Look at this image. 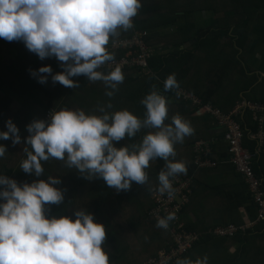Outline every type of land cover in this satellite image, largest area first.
Wrapping results in <instances>:
<instances>
[{
  "label": "clouds",
  "instance_id": "clouds-1",
  "mask_svg": "<svg viewBox=\"0 0 264 264\" xmlns=\"http://www.w3.org/2000/svg\"><path fill=\"white\" fill-rule=\"evenodd\" d=\"M140 8L141 0H0V39L22 42L41 60L54 56L61 62L63 71L54 74L48 65L30 70L38 83H45L50 74L53 83L76 88L72 77L82 75L89 82H102L109 98L94 113L61 108L51 111L47 121L27 124L25 158L19 163L24 173L41 177L42 161L55 159L86 179L102 178L119 192L133 182L145 185L150 161L160 158L164 167L157 174L155 191L173 194V179L187 171L184 161L175 160V145L193 132L179 114L169 115L164 93L174 91L179 97L175 75L164 79L162 92L152 86L143 96L142 117L127 109L113 110L110 99L124 74L107 45L133 27ZM5 127L0 140L20 144L11 119ZM141 130L146 131L138 142L114 146L124 138L133 140ZM5 153L0 144V158ZM58 184L60 180L49 175L18 185L0 174V264H110L103 248L105 227L94 222L91 213L81 208L74 218L46 215L47 205H59L64 198L54 187ZM174 218L173 212L158 217L156 227L167 229ZM174 264H207V257L178 258Z\"/></svg>",
  "mask_w": 264,
  "mask_h": 264
},
{
  "label": "trees",
  "instance_id": "trees-1",
  "mask_svg": "<svg viewBox=\"0 0 264 264\" xmlns=\"http://www.w3.org/2000/svg\"><path fill=\"white\" fill-rule=\"evenodd\" d=\"M175 1L176 0H169L170 7L164 0H151V3L141 5L133 22V29L147 31V45H150L151 42V33L148 30L155 28L162 19L153 18V20L156 19V21L152 22V25L147 24V17L145 15L148 14L149 8H153V10H157V8L169 9L174 14L172 8H176ZM199 4L204 10L211 12L215 17L214 22H216V25L222 30L226 29L229 25L237 28L258 11H264V0H200ZM188 9L192 11L194 7L189 6ZM190 11L185 12V15ZM190 14L192 13L190 12ZM172 18H169V21ZM224 21H226V23ZM170 23L174 24L175 18H173ZM188 23V21H185L183 27H179L174 34L168 36V38H174L173 46H175L177 35L181 43L187 40L189 41L192 38L191 36H181L183 32L190 30V27H187ZM131 34L132 30L129 29L122 32L117 39L127 38ZM197 34L198 31L195 33L196 37ZM110 43L111 40L107 47ZM112 53L115 59L122 55V52ZM60 63L61 62L54 56L43 60L39 59L34 53L29 52L20 41L8 42L0 39V131H6L5 121L11 119L18 128V135L24 140L25 137L29 135L26 130V125L33 120H44L45 114L49 110L52 111L56 108V111L64 108L73 110L81 109L86 113H94L96 111L97 106L91 101V96L97 92V84L100 83V81L89 82L82 75L75 76L72 77V79L77 81L78 86L76 88H68L62 86L58 82L53 83L50 74L48 80L43 84L38 83L36 78L30 75V70L35 71L39 67L45 65L51 67L53 74L61 72L63 69L59 66ZM167 63L168 61L166 59L154 53L148 61L150 74L142 76L135 69H123V82L126 84V87H124V90H121V87L118 86V90L113 97L110 98L111 102L119 100V103H121V100L124 99V101L126 100L127 102L130 100L133 103H138L143 96L151 90L152 86H155L158 91L162 92L163 84L157 83L154 77L164 81L165 77L163 73L167 67ZM101 70L105 69L102 68ZM134 72L140 75H133L136 74ZM177 81L179 88H181L182 84L180 80ZM101 85L103 87L102 90L105 92V87L102 82ZM136 91H138L137 96L135 95ZM164 95L168 98V103L169 101L175 103L178 101L177 104H187L191 106L189 102L179 101L174 91L164 93ZM12 96H14V98ZM104 100L106 99L104 98ZM200 100L205 103V100ZM193 108L194 110H198L196 107ZM203 115L214 122L209 115ZM244 123L246 125V133H254L256 131V126L251 124L247 114L244 115L243 125ZM143 132L144 130H141L131 141L127 138L123 140L131 143L136 142L138 138L144 134ZM192 142L193 140L190 141L191 144ZM0 144H3L6 148L5 155L0 158V174H3L6 178L14 179L18 185L22 183H31L37 179L46 180L49 175L51 176L52 171L50 168H53L54 165L58 167V164H56L58 161L53 162V159H49L48 161H42L44 174L41 177H35L30 173H24L19 169V163L25 158V153L22 152L23 157L17 160V158H15L16 152L14 151L15 145L11 143L10 138L8 140H0ZM245 147L252 151L253 143L250 142L249 139H246ZM221 155V158H227L225 152ZM211 158L215 160L212 155ZM191 161L192 157L190 161H185L187 171L185 174L179 175V177L192 178L191 190L193 191L192 176L194 173L197 171L208 172L217 167L198 170L193 166ZM152 163H154V176L157 177L158 172L164 167V161L160 158H156ZM49 165H53V167H48ZM226 167L230 172L236 174L230 165L227 164ZM253 171L254 173L256 172L254 165ZM59 173L63 176L57 177L60 180V184L54 185V187L62 191L64 198L59 205H47L46 215H64L74 218V211L81 208L91 213L94 222L101 223L105 227L106 236L103 248L105 251H111L109 255L110 264H142L144 260L154 256L159 249L167 248L171 243L168 234L156 227V222L148 218L151 201L149 200V187L147 184L137 185L133 182L128 190H120L118 192L114 188L108 187L102 178L93 177L91 179H86L74 168L68 169L63 165ZM255 175L259 177L256 173ZM214 192L220 195L223 201L226 202L225 209L227 208L228 212L230 211L231 214L237 212L242 205L246 204L245 206H247L246 209L248 214L253 218L256 216V208L240 176L236 177V180L231 183V189L229 187H222L214 190ZM193 193L194 192H192L189 198L188 204L185 205L180 213V220L183 223L184 229L187 231L201 232L204 230L203 232H205L207 231V227L200 229L196 224L184 221V214L189 207ZM124 209H126L128 214L126 227L124 226L125 220L122 214ZM259 223V226H264V220ZM232 224L239 225L240 223L233 221ZM247 232L248 230L245 233L237 234L233 238L228 239L204 235L182 258H193V251L196 250L200 244L204 245L206 248L210 242L218 241L224 243L225 240L230 241L235 239H237L239 243H242L243 237L241 235L245 234L244 236L247 237L249 236ZM238 251L239 253L233 258L231 264H241L242 258L246 256L247 251H244V248L239 247Z\"/></svg>",
  "mask_w": 264,
  "mask_h": 264
},
{
  "label": "crops",
  "instance_id": "crops-1",
  "mask_svg": "<svg viewBox=\"0 0 264 264\" xmlns=\"http://www.w3.org/2000/svg\"><path fill=\"white\" fill-rule=\"evenodd\" d=\"M141 1V5L151 3V0ZM164 1L170 7L169 0ZM199 2L200 0H176V8H172L174 14L169 9L149 8L148 14L145 15L149 25L156 21L153 18H162L155 28L148 31L151 33L149 46L153 47L154 53L168 61L163 73L164 77L174 73L175 79L180 80L182 84L181 89L223 111L231 110L237 102L242 100L264 104V11H258L237 28L229 25L222 30L214 22L215 17L211 12L204 10ZM189 6H193L194 9L190 11ZM187 11L192 14L188 12L185 15ZM172 17L175 18L174 24L170 23ZM169 18L172 19L169 21ZM185 21L189 22L187 27H190V30L183 32L181 36L192 38L181 43L177 35L175 46H173L174 38L171 39L168 36L174 34L179 27H183ZM196 31H198L197 37ZM134 73L136 74L133 75H140L139 72ZM154 78L157 83L163 84V80ZM137 93L138 91L136 96ZM121 101L119 103L118 100L117 104L116 101H112L113 108L127 109L142 117L144 108L140 102L133 103L130 100L127 102L124 99ZM177 102L169 101V115L179 114L189 122L193 132L185 137L182 143L175 145V160L190 161L194 142L214 139L216 141L212 147V156L218 163L217 168L208 172L197 171L192 176L194 186L192 192L194 193L184 214V221L194 223L200 229L207 227V230L233 221H237L239 225L249 224L247 232L249 236L241 235L242 243L235 239L225 240L224 243L210 242L206 248L200 244L193 251V258L190 259L195 260L206 256L207 264H231L233 258L239 253L240 247L247 251L241 264H264V226H259L260 223L255 222V217L248 214L246 204L233 214L228 212L227 208L225 209L226 202L214 192L222 187L231 189V183L238 177L226 167V158H221L222 153L226 154L225 145L221 141L222 129L199 110H194L187 104H177ZM262 128L264 130V122ZM139 139L140 137L136 142ZM191 140H193L192 144ZM126 143L131 142L122 139L115 142L114 146L120 147ZM153 164L150 161L146 169L148 175L146 184L149 192L157 184ZM254 166L255 173L264 181V158L256 160Z\"/></svg>",
  "mask_w": 264,
  "mask_h": 264
},
{
  "label": "built area",
  "instance_id": "built-area-1",
  "mask_svg": "<svg viewBox=\"0 0 264 264\" xmlns=\"http://www.w3.org/2000/svg\"><path fill=\"white\" fill-rule=\"evenodd\" d=\"M138 14V12H137ZM137 16V15H136ZM132 18V23L135 20ZM127 38L111 41L107 47L110 52H122V55L114 60L119 63L121 69H135L142 75L150 74L148 61L154 54L153 47L147 45V31L134 30ZM180 95L177 99L181 102H189L201 113L209 115L217 127L222 129L221 141L225 145L226 163L234 172L240 176L250 193L251 200L256 208L255 222L264 220V181L257 177L253 171L256 160L264 157V104L254 101L242 100L231 110L223 112L210 103H203L199 98L179 88ZM51 110L47 111L44 120H48ZM247 114L251 124L256 126L254 133H246L244 115ZM246 139L253 143L252 151L245 147ZM216 140H197L193 143L192 164L198 169H212L217 166V161L211 158L213 145ZM174 192L169 197L155 191L156 187L150 189L149 198L151 207L148 218L157 221L169 212H173L175 218L169 221L167 229H162L169 236L171 243L167 248L159 249L154 256L147 258L142 264H174L175 260L186 255L204 235L214 238L228 239L237 234L245 233L249 224L234 225L232 223L216 225L205 232L187 231L180 220V213L192 194L191 179L177 176L172 181ZM251 225V224H250Z\"/></svg>",
  "mask_w": 264,
  "mask_h": 264
},
{
  "label": "rangeland",
  "instance_id": "rangeland-1",
  "mask_svg": "<svg viewBox=\"0 0 264 264\" xmlns=\"http://www.w3.org/2000/svg\"><path fill=\"white\" fill-rule=\"evenodd\" d=\"M118 86L121 87L120 88L121 90H124V87H126V84L123 82L122 84H120ZM102 88L103 87L101 85V82L98 83L97 84V92L91 96V101L95 104V106L102 105V104H104L109 99V98L107 99V97L105 96V94H104L105 92H104V90H102ZM121 92H123V91H121ZM12 97L14 98V96H12ZM104 98L106 100H104ZM117 102H118V100L116 101V104H117ZM13 106H15V105H13ZM55 109H53L52 111H55ZM113 110H116V109L113 108ZM24 146H26V145L24 144V140H22V139H21V143L20 144H17V146L15 145L14 151L16 152L15 158H17V160H20V158L23 157L22 156V152H23ZM54 161H58V160L53 159V162ZM56 164H58V167H55V165H54V167H53V165L52 166L51 165L48 166V167H50V166L53 167V168H50V170L52 171L51 172V176L54 177V178H57L59 176L62 177L63 175L60 174L59 172H61V169H62V166H63V162L62 161H58V162H56ZM122 214H123V219L125 220V225L124 226L126 227L127 226V223L126 222H128V214L126 212V209H124V211H123ZM106 252L108 253V255L111 254V251L110 250H107Z\"/></svg>",
  "mask_w": 264,
  "mask_h": 264
}]
</instances>
